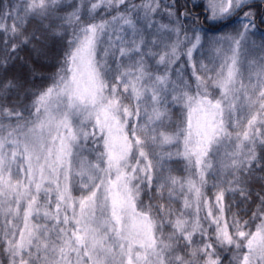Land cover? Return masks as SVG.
I'll use <instances>...</instances> for the list:
<instances>
[{"label": "snow or ice", "instance_id": "snow-or-ice-1", "mask_svg": "<svg viewBox=\"0 0 264 264\" xmlns=\"http://www.w3.org/2000/svg\"><path fill=\"white\" fill-rule=\"evenodd\" d=\"M256 9L254 0L0 3V264H264V185L254 198L249 188L264 172ZM54 45L46 87L27 91L7 76L21 50L47 60ZM20 92L30 103L11 102ZM173 147L198 182L166 170ZM229 193L251 199L248 220L231 214Z\"/></svg>", "mask_w": 264, "mask_h": 264}, {"label": "trees", "instance_id": "trees-1", "mask_svg": "<svg viewBox=\"0 0 264 264\" xmlns=\"http://www.w3.org/2000/svg\"><path fill=\"white\" fill-rule=\"evenodd\" d=\"M9 0H0V3L7 4ZM181 3L184 2V0H180ZM254 4L256 5V2L254 1ZM257 6V5H256ZM257 22L260 18V14L264 12L263 7L257 6ZM235 19V17L233 18ZM201 23H203V16L200 18ZM38 22L32 21L29 25H27L28 30L32 31L35 27H37ZM240 26L239 23L233 25V27L226 29L225 31L230 32V30H235ZM258 27V26H257ZM259 30L257 28L256 35L258 34ZM59 52V45H54L52 48V52L50 54L49 59L47 60H36L30 53L28 48H25L19 52V59H16L12 62H10L7 66V76L9 78L20 77L25 81V89L27 91H37L43 87H46L50 81L42 79L43 77H49L56 71V61H57V54ZM35 69V72L33 73L31 69ZM4 73L2 70H0V76H2ZM20 101H17L15 98V95H13L11 102L17 103V102H25L30 103V101H24V92H20ZM168 123V122H166ZM165 129H161V131H164ZM171 130L170 128L168 129ZM170 151L173 153V156L171 159H168L165 161V168L166 170L171 171V175L175 176L177 179L180 180H187V179H197L198 177L194 176L193 170L190 165L187 164V162L183 159L181 156H176L175 153L177 152V149L175 147L171 148ZM180 151H182V146L180 148ZM167 174V172H166ZM224 175L221 173L220 179H223ZM214 183L213 179L211 177L207 180V185L205 188L202 189V191L206 194V198H213V194L215 193L216 189L212 188V184ZM264 185V172H261L258 168L255 170L253 175L249 179V188L251 192L253 193V198L255 196V193L259 192L261 190V186ZM179 186H177L178 188ZM74 195H78L77 193H74ZM151 195V193H149ZM165 197H167L168 193H164ZM185 195H190L188 193H185ZM145 201L147 202V198L143 197ZM173 198L176 200V203H172L173 208H177L182 203V197L179 195L178 191L176 193H173ZM163 202V201H158ZM231 204V214H238V218L242 217L244 220H248L251 213L249 212V209L252 208L254 210L255 205L251 203V199L249 201H244L242 197H240L238 194H227L225 198V205ZM194 211V209H193ZM247 213V214H245ZM204 213L203 211L200 213L202 216ZM231 214H229V219H231ZM227 264V262H226Z\"/></svg>", "mask_w": 264, "mask_h": 264}, {"label": "rangeland", "instance_id": "rangeland-1", "mask_svg": "<svg viewBox=\"0 0 264 264\" xmlns=\"http://www.w3.org/2000/svg\"><path fill=\"white\" fill-rule=\"evenodd\" d=\"M254 1H257V0H254ZM205 2H206V0H205ZM239 28H240V26H239L237 29H239ZM235 30H236V29H235ZM233 31H234L233 29L230 30V32H233ZM261 36H264V34L261 33V32H258L257 35H255V36H250V40H255V41L257 42V45H258ZM252 47H253V52H252V55L250 56V59H257V58H259V57H261V56H264V52H261V51H255V46H252ZM205 55H207L209 58L212 57V53H211V52H206ZM202 62L205 63V64H208V60H207V59H204ZM208 66H209V67H212V65H210V64H209Z\"/></svg>", "mask_w": 264, "mask_h": 264}, {"label": "flooded vegetation", "instance_id": "flooded-vegetation-1", "mask_svg": "<svg viewBox=\"0 0 264 264\" xmlns=\"http://www.w3.org/2000/svg\"><path fill=\"white\" fill-rule=\"evenodd\" d=\"M255 2H256V5H257V6H261V7H263V10H264V3H262L261 0H257V1H255ZM263 13H264V12H263ZM257 26H258L257 28H258L259 32H261V33L264 34V23H260V18H259V20H258Z\"/></svg>", "mask_w": 264, "mask_h": 264}]
</instances>
